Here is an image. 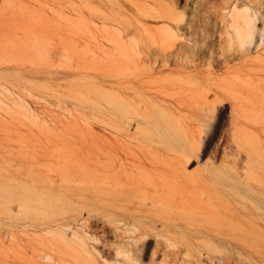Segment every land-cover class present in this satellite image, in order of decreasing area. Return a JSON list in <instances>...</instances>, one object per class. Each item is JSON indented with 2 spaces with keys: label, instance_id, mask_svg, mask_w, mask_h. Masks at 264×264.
<instances>
[{
  "label": "rangeland",
  "instance_id": "1",
  "mask_svg": "<svg viewBox=\"0 0 264 264\" xmlns=\"http://www.w3.org/2000/svg\"><path fill=\"white\" fill-rule=\"evenodd\" d=\"M110 94L200 149L142 137ZM162 172L184 190L165 207L104 189ZM71 256L264 264V0H0V264Z\"/></svg>",
  "mask_w": 264,
  "mask_h": 264
},
{
  "label": "bare ground",
  "instance_id": "2",
  "mask_svg": "<svg viewBox=\"0 0 264 264\" xmlns=\"http://www.w3.org/2000/svg\"><path fill=\"white\" fill-rule=\"evenodd\" d=\"M244 21V25L237 27L235 33V38L241 47L252 43L256 33L255 21H249L247 17ZM106 98L110 104H115L120 110L127 112L129 119H134L137 123L146 124L140 131L142 137L157 136L160 143L167 150L179 149V151L185 153L197 152L200 149L202 134L194 129L190 131L187 127L190 124H187V121L174 120L170 123L167 121V116L162 112L155 113L150 109H143V105L146 102L142 99L133 102L134 100H124L120 95L113 94L107 95ZM237 144L244 143L238 139ZM151 163L153 167H159L160 164L166 165V161L159 158H153ZM125 174L128 178L126 183L120 180V176L117 179H113L111 176L105 179L104 189L107 195H113L116 190L115 187L124 188L127 190L128 197L132 199L143 203L153 202L156 205L165 207L175 202L184 193L179 180L175 179L168 172H162L158 177L151 176L150 173ZM188 210L190 213L191 209L188 208ZM50 260L59 264H97L94 259L82 256L50 257ZM137 261V259L131 256L125 258V262L130 264H138L136 263ZM118 264L123 263L119 262Z\"/></svg>",
  "mask_w": 264,
  "mask_h": 264
}]
</instances>
